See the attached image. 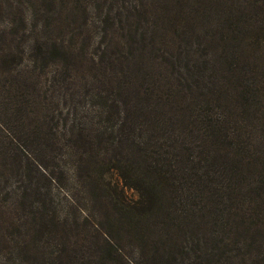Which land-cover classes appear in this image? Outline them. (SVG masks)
I'll list each match as a JSON object with an SVG mask.
<instances>
[{"label":"trees","instance_id":"obj_1","mask_svg":"<svg viewBox=\"0 0 264 264\" xmlns=\"http://www.w3.org/2000/svg\"><path fill=\"white\" fill-rule=\"evenodd\" d=\"M0 264H264V0H0Z\"/></svg>","mask_w":264,"mask_h":264},{"label":"rangeland","instance_id":"obj_2","mask_svg":"<svg viewBox=\"0 0 264 264\" xmlns=\"http://www.w3.org/2000/svg\"><path fill=\"white\" fill-rule=\"evenodd\" d=\"M104 178L110 181L111 183H113L114 185H116L117 187L122 186L117 174L114 171L106 172L104 174ZM122 189L126 197L133 198L135 196V192L131 188H127L123 186Z\"/></svg>","mask_w":264,"mask_h":264}]
</instances>
